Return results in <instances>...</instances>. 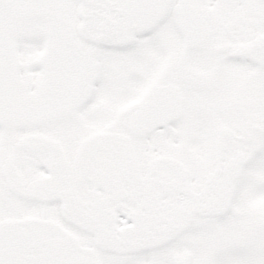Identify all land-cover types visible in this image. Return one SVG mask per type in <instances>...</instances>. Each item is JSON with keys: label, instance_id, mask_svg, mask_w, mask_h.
Segmentation results:
<instances>
[{"label": "snow or ice", "instance_id": "obj_1", "mask_svg": "<svg viewBox=\"0 0 264 264\" xmlns=\"http://www.w3.org/2000/svg\"><path fill=\"white\" fill-rule=\"evenodd\" d=\"M0 264H264V0H0Z\"/></svg>", "mask_w": 264, "mask_h": 264}]
</instances>
